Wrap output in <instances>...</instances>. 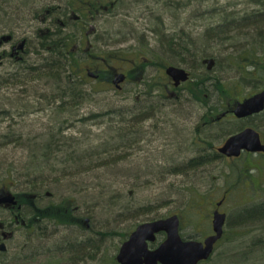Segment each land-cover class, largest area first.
Here are the masks:
<instances>
[{"label":"rangeland","instance_id":"374dc122","mask_svg":"<svg viewBox=\"0 0 264 264\" xmlns=\"http://www.w3.org/2000/svg\"><path fill=\"white\" fill-rule=\"evenodd\" d=\"M180 1V4L175 3L171 9L165 10H171V16L159 29L168 34L182 22L188 28H194L195 23L197 29L200 24L203 25V52L200 54L203 58L209 55L220 61L217 72L227 80L219 104L231 108L236 101L257 91L249 83L235 81L237 74L232 65L248 56L255 61L264 60V21L259 22L260 19L252 17L264 12V0ZM61 3L63 0H0V38L1 34L7 37L11 27L26 22L29 17L26 14L38 10L43 12L48 6ZM162 12L160 10V14ZM131 14L103 16L95 23L97 32L92 34L93 31L87 28L83 38H72L70 49L77 45L78 51H71V68L83 73L87 66L96 64L89 62L88 58L98 57L102 61L108 56L119 69H128L129 59L143 55L138 49L140 35L153 36L147 27L155 26L152 16H147L145 20L134 12ZM195 16H203V21L196 20ZM220 16H234L236 21H226L228 26L223 24L225 28L219 35L204 36L205 25L216 28L221 24L217 21L221 20ZM195 38L200 42L201 37ZM86 48L87 52H84ZM147 53L150 54V51L147 50ZM43 56L50 57L48 53ZM30 57L32 65L40 66L44 60L35 58L33 54ZM177 62L180 61L177 59ZM188 63L185 67L192 75L200 73L201 69L191 68ZM14 70L18 69L11 64L0 68V190L7 187L16 194L38 192L41 195L38 203L42 206L70 197L85 221L82 227L42 223L35 229H17L10 250L0 259V264H112L110 257L117 255L118 247L138 225L173 214L180 216L186 233L211 230L215 204L227 193L224 175L232 160L218 159L215 155L203 165L189 167L186 164L193 158L204 156L208 152L206 147L213 149L211 154H217V148L227 136L237 132H232L237 122L231 117L207 126L211 124L207 120L210 115L208 106H214V103L217 107L218 95L210 98L211 103L208 101L207 105L205 100L209 97L203 98L201 135L202 112L198 113L199 108L194 109L177 99L174 108L163 107V99H143L141 103L145 112L152 115L153 111L160 114L163 110L165 120L173 118L175 128H168L166 121L165 129L161 127L158 133L148 129L143 140L138 142L133 136L127 142L123 137L122 110L136 109V96L142 94L143 87L146 88L143 93L148 92L147 86L141 88L135 85L133 93L128 95L129 100H125V88L116 90L106 82L92 80L83 73L89 81L82 85L88 93L87 98L73 113L77 115H59L56 108L50 109L57 102L48 99L58 94L57 83L31 78L26 87L9 84L5 78ZM158 72L160 81L165 82L166 74L161 65ZM137 77L136 81L141 76L138 74ZM36 93L46 95V99ZM111 110L112 118L107 115ZM25 111L30 112L19 115ZM219 112L216 111L212 117ZM94 114L99 116L94 117ZM250 121H254V127H259L256 129L264 141V116H255ZM148 124L155 125L154 118ZM130 127L132 133L139 128L135 124ZM144 131L141 128L142 134ZM196 137L203 138V145L193 144ZM200 146L203 147V154L199 152ZM258 155L252 156L255 158ZM254 161L261 164L264 157ZM253 174H256L254 181L264 187V172ZM262 195L260 187L254 195L245 191L227 194L228 198L220 209L227 214L225 237L232 236L234 240L221 239L205 264H264L262 225H236L231 221L244 205H251V199H262ZM193 211H205L199 216L204 213L207 218L196 222L192 219L196 217ZM0 217L8 220V211L0 210ZM123 232L129 234L123 237ZM89 238L92 241L86 243ZM258 240L261 243H256ZM64 248L65 251H62Z\"/></svg>","mask_w":264,"mask_h":264},{"label":"flooded vegetation","instance_id":"af4514ba","mask_svg":"<svg viewBox=\"0 0 264 264\" xmlns=\"http://www.w3.org/2000/svg\"><path fill=\"white\" fill-rule=\"evenodd\" d=\"M184 2L190 3L191 0H184ZM175 3L180 4L181 1L73 0V2L70 4L69 0H66L65 2L63 0V3H61L60 5L53 6L52 8L46 9L43 12L35 11L33 15L26 14L25 16H29L27 19H25L26 22L19 23L18 27H16L17 25L15 26L14 24L15 27H11L12 29L9 31L10 34L7 37L2 36L4 35L2 34V38L0 39V50H4L3 55L1 54L0 57H9L10 64L15 67L14 64L16 62H19L21 64V61H25L26 57H30L26 55L31 52V50H33V53H36L37 50H39L37 52L41 53H45L47 51H56L61 53H68V57L70 58L69 60L71 63V51H74L75 49L78 51L77 45H74L70 49L72 38H74L75 36H81V38H83L86 34L87 28H90V31H93L92 34L97 32L98 29L95 27V23L102 19L103 16H132V12H134L137 16L144 18L145 20L147 19V16H152L155 21V28L152 31L153 36H149L146 34L140 35V47H138V49L143 52V55L136 56L134 57V59H129L128 69H119V67L114 65L115 61H113L112 58H108L107 56V58L102 59V61H99L98 57L94 59L88 58L90 59L89 62H92V64H96L95 66H87L85 69H83V73H86L88 76L92 77V80H102L103 82H106L107 85L115 88L116 90L125 88V94L123 96V99L125 100H129L128 95H131L133 93L135 85L141 86V88L143 86H147V89L149 90L148 92L143 93V91L146 90V88L143 87V90L141 92L142 94L136 96V101L138 102V106H136V109L127 108L122 110V125L125 129V139L128 140L138 134L137 130L135 131V133L131 132L132 130L130 126L134 124V121L139 128L141 127L143 128V130H146L143 133L144 135L142 133L140 134L142 140L145 136H147L146 132L148 131L150 126L153 125L143 124L144 117H146V115L144 114V105L143 103H141L143 99L152 101H155L156 99H163L164 101L168 102V104H165L164 107L167 106L172 108L175 107V102L177 100L185 101L192 108H199L198 113L202 112V128L200 127L201 129H199L201 135V133L203 134V96H208L207 93H203V71L205 72L214 69L216 65V58H203V55L200 54L201 52H203V25L201 26L200 24V28L197 29L198 27L195 23L194 28L192 26V28L187 27L188 29H186V25L182 22L181 24H176L177 26L173 27L171 29V32H168V34L162 33L163 31L159 29V27H161V24L165 23V19L171 16V10H165L171 9L175 5ZM160 10L163 11L162 14H160ZM172 17L174 21V16ZM176 17L177 16H175V19ZM220 17L221 20L217 21H219L221 24L217 25L216 28L215 26H211L210 24L205 25V32L209 34L208 36H216L221 34L223 32V28H225L222 27L223 24L228 26L226 21H236L234 16ZM195 19L203 21V16H195ZM206 33H204V36L206 35ZM65 36L67 37L66 39H64ZM195 36L201 37L200 42L195 38ZM49 37L51 38L50 40L48 39ZM186 37L189 38L190 41L187 40ZM191 38L193 39V42ZM1 40H4L5 42L1 43ZM147 50L150 51V54L147 53ZM83 51L87 52V48ZM34 55L37 59L43 58L38 57L36 54ZM92 59L93 61H91ZM177 59L180 62H177ZM208 59H213L214 62L212 63V65L209 64ZM186 63L191 64V68L201 69L200 73H198L199 77L198 74L194 73L192 75L188 71V69H186ZM21 65H23V63ZM160 65L165 70V82L162 80L160 81L161 76L158 72ZM210 66L211 69H209ZM169 67H178L187 70L190 75L189 79L185 82H180L177 84L175 79L167 73V69ZM0 68H2L1 65ZM73 69L71 68V72L77 80L81 79L85 84L89 82L83 75V73H80V70L75 71ZM135 70H139V73L136 74ZM120 74L124 76L122 82H118V80L116 81L118 75ZM138 74L141 77L138 81H136L138 78ZM189 81L197 82L200 92H198L197 89H195V92H191L188 86ZM110 89L111 88H108V90ZM237 103L238 101H236L235 106L237 105ZM224 106L225 105H221L219 109L220 112L216 115V117L212 118L213 123L221 122L228 117H231L234 119V122L242 121L246 124L245 127H247L250 126V124L247 123H249L250 120L255 117L253 115L250 117L238 118L233 112L235 106H232L231 108H225ZM55 108L57 109L58 105L50 107V109ZM74 108L76 109L74 111L77 112L79 106L75 105ZM162 112L163 110H161L159 114L153 111L152 115L148 114V117H150L151 120L154 118L155 125L163 127L164 129L166 127V121L168 122V128L172 126L173 128H175V121L173 120V118H171V120H165ZM215 112L216 111H214L213 113ZM159 115L162 117H160ZM201 139L202 140L197 139L196 137V139L193 140V144L198 146L203 145V138ZM199 152H202L203 154V147H199ZM197 158L202 160V158L200 157ZM225 158L227 159V157ZM10 193L16 195L7 187H4L0 190V198H6ZM215 209L216 207H214L213 213ZM0 210L8 211L9 214L8 220L0 217V244L5 243L7 247L5 251H0V259H2V257L9 252L11 242L14 239L17 229L21 230V228H24L29 230L32 226L30 225L29 219L22 216V214L26 212L25 206L19 205V203L18 205H8L3 203L0 204ZM200 217H203V220L207 218L204 213H201ZM184 231L185 228L182 227L180 220V233L184 239H195L204 242L208 236L214 234L213 224H211V230L208 232L196 231V233H186V231ZM224 236L225 229L222 238H224ZM166 237L167 234L165 231L157 233L155 241L149 242V248L152 250L156 249L166 239ZM219 241L214 245L213 252L215 251ZM210 259L211 257H209L208 259H203L198 264H205Z\"/></svg>","mask_w":264,"mask_h":264},{"label":"trees","instance_id":"16d2710c","mask_svg":"<svg viewBox=\"0 0 264 264\" xmlns=\"http://www.w3.org/2000/svg\"><path fill=\"white\" fill-rule=\"evenodd\" d=\"M70 4L73 2V0H69ZM258 2V1H257ZM264 11V10H262ZM262 15H264V12H259ZM67 37L65 36L64 39ZM51 39L50 37L48 38ZM45 53H48L50 57H46L45 64L48 63L50 65L49 68L43 67V64L40 66H37L39 70L36 73V76H46L51 77L54 79H59L60 77L70 79L71 81L67 83L63 89H57V93L61 94V98L63 100V107H74L76 104H79L77 101L73 100V97L75 95L80 96L81 102L83 103L85 99L87 98L88 93L83 90L82 85L84 82L80 79L77 80L75 76H73V73L71 72V63L70 58L68 57V53L66 52H56V51H47ZM209 57V55L207 56ZM239 63H233L232 67L235 68L237 76H235V81L242 82V83H249V85L252 86L254 90H259L262 88V83H264V60L260 59V61H255L252 59V56H248L244 59H239ZM22 64V62H21ZM19 62H16L14 65L15 67H20L22 70L26 71V66L28 65H21ZM56 64V65H55ZM220 61L216 58V65L214 69L210 71H203V93H207V97H209L208 100H205L206 105L211 103L210 98L215 97L218 95L219 101L216 102L217 107H215V104L212 103L214 106L209 105L208 106V113L210 114L207 116V120L209 125H212V115L214 114V111H219L220 104L219 102L222 101V95L223 88L225 86V78H222L217 72L219 70ZM30 67L32 64L29 65ZM28 66V67H29ZM35 66V65H34ZM55 67V68H54ZM35 68V67H34ZM36 69V68H35ZM257 73V75H255ZM14 75V74H13ZM12 75V76H13ZM199 77V74H198ZM34 78V77H33ZM35 79V78H34ZM191 85V86H190ZM189 90L191 92H195V89H197L198 92H200V89L198 87L197 82L189 81L188 83ZM59 91V92H58ZM226 92V91H225ZM64 96V97H63ZM56 99V96H54ZM203 98H205L203 96ZM80 102V103H81ZM204 102V99H203ZM81 103V104H82ZM215 107V108H214ZM64 111L69 110L68 108L64 109ZM213 111V112H212ZM264 116V112L262 113ZM254 121H250L247 124H253L252 126H255L253 123ZM246 124L242 121L237 122V124L234 126L236 128L234 131H238L242 129ZM206 126V127H207ZM259 128L258 126H256ZM51 146V145H50ZM50 146L48 148L50 149ZM53 147V146H52ZM208 152L202 155L200 158H193L189 161L188 165L189 167H194L197 165H203L202 163H205L208 158L211 156H215L218 159H225L226 158L222 155H220L218 152L217 154H211L212 148L206 147ZM259 157H264V154H259L257 157L253 158L252 154H243L239 158H234L231 161V164L228 167V170L226 171L224 178H225V186H227V190L225 194L220 198V200H223V203L228 198L227 194L234 193L236 191H245L247 193H251L254 195L256 191L258 190V187H260V190L263 192L262 199L254 200L251 199L249 202H251V205H244L241 209V212L233 216L232 220L233 223L236 225L241 224H250V225H262L261 228L264 229V187L260 186L259 183H256L254 180L256 178V174L253 173H259L264 172V162L263 163H254L258 161H254L258 159ZM206 159V160H205ZM19 205L26 207V212L22 214L23 217H26L30 221V225L35 229L40 227L42 223H54L56 226H79L82 227L83 223L85 221L84 217L78 214V209L75 207L73 200L70 197L64 198L62 201L58 203H50L48 205L42 206L39 205L38 199H40V195L38 192H22L16 194ZM37 196V197H35ZM204 196V195H199ZM197 200V199H196ZM194 203V202H193ZM197 203V201L195 202ZM222 203V204H223ZM195 212V211H193ZM23 213V211H22ZM189 214L192 213V211H188ZM28 214V216H27ZM196 217L192 219L196 222H200L203 220L199 216V211L195 212ZM226 227V226H225ZM111 234V233H109ZM129 234L128 232H123L121 235L123 237L127 236ZM224 238H226L224 236ZM222 238V240L224 239ZM220 240V241H222ZM225 240L229 242H233L234 238L232 236H228ZM219 241V242H220ZM256 243H261V240H258ZM261 246L264 247V242L261 244ZM119 248V247H118ZM65 251V248L62 250ZM110 262L112 264H118L116 261V256L110 257Z\"/></svg>","mask_w":264,"mask_h":264},{"label":"water","instance_id":"95a60500","mask_svg":"<svg viewBox=\"0 0 264 264\" xmlns=\"http://www.w3.org/2000/svg\"><path fill=\"white\" fill-rule=\"evenodd\" d=\"M210 65L213 59L208 61ZM211 69V66L209 67ZM167 73L176 83L189 79V73L178 67H169ZM124 76L118 75L116 81L122 82ZM264 110V88L237 103L234 114L238 118H245L259 114ZM220 154L226 157H238L242 152L264 153L260 133L247 127L231 135L224 144L218 148ZM16 205L17 200L13 194L0 198V204ZM222 201L217 203L220 206ZM227 215L216 209L213 213L214 234L208 236L204 242L195 239H183L180 234V219L177 214L167 218L148 221L137 226L129 237L121 244L116 255L119 264H198L208 259L214 249L215 243L223 236ZM165 231L166 239L156 248L150 249L149 242H154L156 234ZM7 249L5 243L0 244V251Z\"/></svg>","mask_w":264,"mask_h":264},{"label":"bare ground","instance_id":"6f19581e","mask_svg":"<svg viewBox=\"0 0 264 264\" xmlns=\"http://www.w3.org/2000/svg\"><path fill=\"white\" fill-rule=\"evenodd\" d=\"M49 8H52V7H50V6H48L46 9H49ZM46 9H44V10H46ZM43 10V11H44ZM38 12V11H37ZM41 12V11H40ZM35 13V11H33V12H30V15H33ZM253 18H256L257 17V19H260L259 20V22H261V21H264V16L261 14V13H257V14H255L254 16H252ZM180 18H181V16H180ZM182 19V18H181ZM186 25V24H185ZM155 28V26L154 25H151V26H148L147 27V29L148 30H150V31H153V29ZM186 29H188L187 28V26H186ZM7 34L9 35L10 33H9V31L7 32ZM2 35V34H1ZM193 35V34H192ZM208 33H206V37H208ZM2 36H4V35H2ZM2 38V37H1ZM0 38V39H1ZM186 39L187 40H189V38H187L186 37ZM186 40V41H187ZM191 40H192V42H193V39L191 38ZM190 41V40H189ZM188 41V42H189ZM3 50L4 49H2V50H0V55L2 54L3 55ZM33 50H31V52H29L26 56H30L31 54H36L38 57H43V59L45 58L46 59V56H43L44 55V52H37V51H39V50H37L36 51V53H33L32 52ZM10 58L9 57H5V58H1L0 57V65L3 67V66H5V65H9L10 64V60H9ZM32 61V58L31 57H29V58H27L26 57V60L25 61H21L24 65H30V62ZM43 64V67H45V68H49L50 67V65H48V63L47 64H45V60H42V63H41V65ZM28 65V66H29ZM56 65V64H55ZM26 66V71L25 70H22L20 67H17V69L18 70H14V75L13 74H11V73H9L10 75H8L6 78H5V81L7 82V83H16L17 85H21V87H26L27 86V82H29V80H31V78L33 79V77L34 78H36V79H38V80H44V81H47V82H52V81H54V82H56L57 84H56V86H57V88L58 89H63V87L67 84V83H69L71 80L70 79H66V78H63V77H60L59 79H54V78H51V77H46V76H36V73L39 71V70H37L38 69V67L35 65H32L31 67L29 66ZM36 69H35V68ZM55 68V67H54ZM50 69V68H49ZM13 75V76H12ZM20 92H24L23 90H21ZM57 92V91H56ZM59 92V91H58ZM37 95L39 94V96L42 98V99H46L45 98V96L46 95H44V94H41V93H36ZM64 97V96H63ZM50 101H52V100H54V101H56L57 103H56V105H58V108L56 109L57 111H58V113H59V115H64V114H67V115H71V116H75V115H77V114H73V113H76V111L75 112H73L74 110H76L74 107H72V106H69V107H63V100H62V98H61V94H57L56 95V99L54 98V97H52V98H48ZM73 100H75V101H77L79 104H76V106H79V108H78V110L81 108V99H80V96H78V95H75L74 97H73ZM81 102V103H80ZM167 101H164V104H163V107H164V105L165 104H168V103H166ZM62 108H64V109H66V108H68L69 110H67V111H64ZM27 112V113H26ZM28 112H30V111H25V112H23V113H20L19 115L20 116H22V115H25V114H28ZM35 112V111H34ZM33 111H32V113H34ZM148 111H144V114L146 115V117H144V122H146L147 124L149 123V121H151V118L150 117H148ZM107 115H109L111 118H112V115H113V111L111 110V111H109V112H107ZM94 117L95 116H99V115H97V114H94L93 115ZM81 120H83V119H81ZM134 124H135V121H134ZM136 125V124H135ZM153 128V129H152ZM149 129H151V130H154L155 132H159L160 131V129H161V127L160 126H158V125H152V126H150V128ZM137 132H138V134H136V139L138 140V142L141 140V136H140V134H141V128H138L137 129ZM123 137H124V135H123ZM129 140H127V142H128ZM126 145H129L128 143H126ZM43 190V188H42V186L40 187V191H42ZM41 193V192H40ZM48 194H49V192H48ZM40 195V194H39ZM41 196V195H40ZM77 240L79 239V238H76ZM88 241L86 242V243H88V242H90V241H92V238H89V239H87ZM264 241V240H263ZM81 248V247H80ZM117 261V260H116Z\"/></svg>","mask_w":264,"mask_h":264}]
</instances>
